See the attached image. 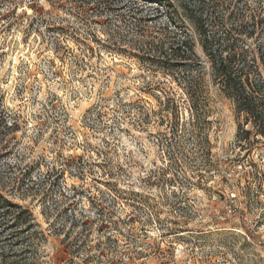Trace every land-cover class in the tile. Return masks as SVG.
Returning a JSON list of instances; mask_svg holds the SVG:
<instances>
[{
	"label": "rangeland",
	"instance_id": "obj_1",
	"mask_svg": "<svg viewBox=\"0 0 264 264\" xmlns=\"http://www.w3.org/2000/svg\"><path fill=\"white\" fill-rule=\"evenodd\" d=\"M190 11L264 101V0H0V264H264V137L132 39Z\"/></svg>",
	"mask_w": 264,
	"mask_h": 264
},
{
	"label": "trees",
	"instance_id": "obj_2",
	"mask_svg": "<svg viewBox=\"0 0 264 264\" xmlns=\"http://www.w3.org/2000/svg\"><path fill=\"white\" fill-rule=\"evenodd\" d=\"M84 6L79 7L83 12L86 11ZM186 19L187 26L185 25L180 38H171L170 35L165 34V38L162 39V35L158 37L156 35L158 32L154 29L151 30L146 25L139 24L134 30L132 39L134 42L143 43L138 49L144 54L142 60L164 72L178 66L188 69L197 60L194 54L196 42L193 38L196 36L197 44L209 60L212 76L219 83V91L233 102L238 112L245 113L249 123L255 125V135L264 137V115L258 111V108L264 106V101L259 97L258 92L254 91L251 81L255 80L254 74L261 78L260 73L253 72L250 67L248 70L244 67L240 69L235 67L234 64L238 61L237 54L227 53L233 50L230 46L234 43L220 45L217 37L207 33L208 26L201 13L190 11L186 14ZM188 29L193 35L187 31ZM126 34L129 35L127 31ZM189 72L192 70L189 69ZM257 84L259 90L264 83L259 81ZM245 134L250 135L249 132Z\"/></svg>",
	"mask_w": 264,
	"mask_h": 264
}]
</instances>
